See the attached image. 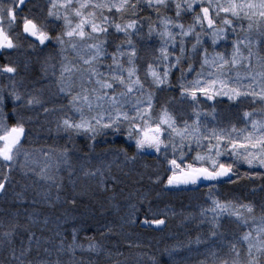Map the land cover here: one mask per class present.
<instances>
[{
    "label": "snow or ice",
    "instance_id": "6c2138e0",
    "mask_svg": "<svg viewBox=\"0 0 264 264\" xmlns=\"http://www.w3.org/2000/svg\"><path fill=\"white\" fill-rule=\"evenodd\" d=\"M36 7L32 0H0V56L6 61L0 63V75L7 74L9 83L7 89L0 86V166L7 168V172L0 171V193H7L10 172L17 166L26 169L25 175L32 172L52 183L47 191L37 193L39 199L22 201L26 205L23 219L19 210L0 219V250L8 253L2 264H62L59 253L65 248L73 255L77 248L85 250L78 237L90 230V221L105 229L104 238L122 226L113 221L101 223L109 211L105 202L97 198L91 185L80 187L73 178L78 175L73 157L90 161L98 137L125 135L135 153L130 155L128 148H121L114 157L123 155L125 161L148 150L162 154L170 173L166 177L169 189L221 177L231 180L237 161L264 168V119H251L254 110L244 111L246 126L238 128L235 123L224 124L214 106L210 111L200 107L202 98L215 102L217 97L237 105L248 99L264 105V56L253 52V47L264 50V0H47L43 14L33 12ZM146 10L155 14V20L151 15L141 16ZM253 29L258 33L255 41ZM153 35L159 37V47L154 42L146 58L138 41ZM21 37L32 51L55 52V56H45L44 71L46 76L51 74L53 95L66 103L45 99L44 86L30 88L23 78L16 79L19 66L9 56L22 47ZM173 69L180 72L179 96L160 104L157 94L165 86L171 87ZM191 73L195 76L189 80L186 74ZM29 112L33 115H27ZM41 113L46 124L51 123L50 115L58 113L55 130L66 143L58 157L42 151L46 159L37 171L31 165L39 162L30 161L24 144L31 132L28 125L38 121ZM208 117L216 126L209 127ZM78 137L85 140L88 152L73 151ZM225 156L234 159L225 162ZM62 164L68 168L70 190L62 177L56 182L52 174ZM79 173L95 180L102 192L114 190L117 177L111 174L110 165L91 168L81 164ZM153 182L163 183L158 174ZM209 196L210 206L200 211L208 235L204 241L198 236L197 243H206L214 257L226 248L219 264H264V216L257 222L255 205L250 202L222 200L211 192ZM140 199L146 200V196ZM41 203L47 208L34 207ZM112 207L119 211V205ZM129 207V220L120 219L134 223L131 217L139 209L135 204ZM148 212L152 218L146 214L145 225L165 224V219L156 218L151 205ZM53 224L54 229L49 227ZM243 226L249 230L238 231ZM46 230L60 238L58 244L44 235ZM69 235L71 242L66 244ZM85 239L88 251L102 250L95 236L85 235ZM53 252L57 253L55 260L49 259Z\"/></svg>",
    "mask_w": 264,
    "mask_h": 264
},
{
    "label": "trees",
    "instance_id": "16d2710c",
    "mask_svg": "<svg viewBox=\"0 0 264 264\" xmlns=\"http://www.w3.org/2000/svg\"><path fill=\"white\" fill-rule=\"evenodd\" d=\"M169 15L174 13L169 12ZM151 15L155 20V14L149 11H144L141 16ZM245 22V26H246ZM147 32V26L144 28ZM257 34L256 29H253L251 35ZM246 35V33H241ZM156 43L159 46V37L153 35L150 39L146 38L145 41H138L141 47V55L146 58L151 52V45ZM37 49L32 51V58L23 62L19 59L17 64L19 66L17 78L23 80L30 85L40 88L43 86V80L40 75L43 72L37 62L38 57L41 55ZM28 59V58H27ZM186 67V65H185ZM198 68L199 65H196ZM187 79L194 78L195 73L186 74ZM180 72L173 69V74L170 77L171 87L165 86V91L158 93L160 104L165 103L172 97L179 96L178 84ZM5 78L1 75L0 86H4ZM30 79H33L30 81ZM46 90V87H44ZM45 92V91H44ZM45 97V94H44ZM60 99V98H59ZM58 101H63L62 99ZM66 103V101H64ZM160 104L156 107L159 108ZM51 107V105H48ZM171 106V105H170ZM215 107L216 111L224 118V124L235 123L238 128H244L245 121L248 118L243 117L244 111H253L255 116L264 118V113L261 109L264 105L259 103H252L251 100H244L238 105L236 102L229 101L228 99L219 98L214 101L202 102L200 107L205 111H210L211 107ZM187 107V105H185ZM33 115V114H32ZM54 115V114H53ZM50 115V118L53 116ZM57 114H55L56 117ZM55 119H49L50 124L44 121V115L41 113L39 120L34 119L28 127L31 132L24 144V148L29 151L53 150L55 157L59 156V149L66 143V139H61L55 130ZM207 123L209 127L216 126V122L208 117ZM223 126V125H221ZM51 128L49 132L47 129ZM99 143L95 145L92 152L90 161L85 162L77 160L73 157L71 163L77 169L78 175L73 177L77 180L80 187L91 185L97 192V198L104 201L106 207L109 209L105 213L101 223L113 221L117 225L114 229V234L110 238H104L101 233L105 229L101 228L99 224L90 221V230L87 233L81 232L78 239L83 243L85 250L76 249L75 254L68 251L59 253L62 264H154V261H159V264H219V260L225 257L227 249L218 251L217 256L209 255L210 249L206 243H197L199 236L201 241H204L208 235V225L202 222L200 217L201 208H207L211 204L209 193L213 196L219 197L224 200H234L237 202H250L255 205V212L253 215L256 219L264 216V170L252 169L244 165L236 163L235 175L223 177L217 181H208L198 183L196 185L181 186L180 188H167L166 177L170 173L166 171L168 168L167 162L163 159L162 154H155L151 151H146L144 154L137 156L135 160L125 161L123 155L119 158L115 157V150L121 148H128L129 154L135 153L134 144L129 148V143H126V136L116 134L113 136L111 133L106 136L98 137ZM74 152L82 154L88 152L89 149L85 146L86 142L83 138H76L74 141ZM195 148V145H193ZM195 153H191L194 155ZM171 158V153H169ZM225 162H231L233 157L225 156L222 158ZM84 164L85 167H101L104 165L111 166V174L117 177L114 183V190L110 189L108 192H102L98 189L95 180H89L79 173L80 165ZM0 171L7 172V168L0 166ZM26 170L20 168H13L10 172L11 180L7 185L8 191L6 194L0 193V219H6L7 214H11L19 210L24 218L23 200L31 201L34 197L39 199L37 193L47 191L50 181L40 180L32 172L25 175ZM52 174L56 178V182L63 178V183L67 190H70L68 168L66 165H61L57 172L55 168L52 169ZM161 177L163 183H154L155 175ZM107 175V172H106ZM152 176L153 180L148 177ZM143 177V179H141ZM209 185H213L212 188ZM53 194H55V187L53 185ZM21 196H17V194ZM142 196H146V200H141ZM111 197V200L107 198ZM87 199V197L85 198ZM113 204L119 205V211L112 207ZM135 204L139 211L131 219L135 220L134 223H125L124 220H129L132 209L129 205ZM151 205L153 212L157 214L156 218L165 219L163 225H145L143 219L147 214L152 218L148 208ZM38 209H46V204H39L34 206ZM59 207V204H58ZM32 211V209H29ZM175 213V214H173ZM210 218V214H209ZM50 228L55 225H50ZM234 228V225L227 226ZM248 226H243L238 231H248ZM39 235V231H37ZM44 235L52 238L53 243L59 242V237H55L52 231H45ZM65 235H68L66 232ZM85 235L95 236V240L103 245L102 250L88 251V241ZM255 235V233H254ZM71 242L70 235L68 236L67 243ZM48 246V245H45ZM246 247V245H245ZM213 251L215 249H212ZM8 257L6 251L0 250V264ZM57 253L53 252L49 257L55 260ZM245 257L242 255L241 259Z\"/></svg>",
    "mask_w": 264,
    "mask_h": 264
},
{
    "label": "rangeland",
    "instance_id": "374dc122",
    "mask_svg": "<svg viewBox=\"0 0 264 264\" xmlns=\"http://www.w3.org/2000/svg\"><path fill=\"white\" fill-rule=\"evenodd\" d=\"M46 8H47V5H45V8H44V10L46 11ZM38 11H35V13H37V14H43L42 12H41V9L39 8V9H37ZM258 19V18H257ZM255 35H258V33L257 34H255ZM251 38L253 39V41H255L257 38H258V36H254L253 37V35H251ZM179 39V38H178ZM159 47V46H158ZM210 51H211V49H210ZM40 52V51H39ZM228 52L230 53L231 52V48L229 47L228 48ZM253 52L254 53H258L260 56H264V50H260V49H258V48H256V47H253ZM41 53V52H40ZM47 55H53V56H55V52H53L52 50H47V51H45L44 53H41V55L38 57V59H37V62H38V64H39V67L40 68H42V70H43V72H41L42 74L40 75V79L41 80H43L44 82L42 83L43 84V86L44 87H46V90H45V92H44V94H45V99H47V100H51V101H54L55 103H57V104H60V103H65L64 101H66V100H63L62 98H60V97H56V96H54L53 94L55 93V85H51V86H49V80H50V72H49V74L46 76L45 75V71H44V58H45V56H47ZM57 60H59V57H57L56 58ZM255 60H256V56L254 55L253 56V63H255ZM52 62H55V61H52ZM239 71H241V72H243L244 71V69L243 68H240L239 69ZM5 79V82H4V85H7L8 87H9V83H8V78H7V74L6 75H2ZM0 78H1V75H0ZM16 79L17 80H19V78H17V76H16ZM31 80H33V79H30V81ZM32 82V81H31ZM246 82V81H245ZM78 85H79V81H77V88H78ZM28 86L31 88L32 87V85H30V83L28 84ZM39 86H42V85H40L39 84ZM21 90H23L22 88H21ZM62 99L63 101L61 102V101H58V100H60V99ZM219 98H223V97H219ZM224 99H227V98H224ZM249 100V99H248ZM49 105H51V104H49ZM33 113H31V112H29V113H27V115H32ZM54 118H56L55 117V114L50 118V116H49V119H54ZM252 119H257V120H259V119H264V118H262V117H258V116H255V117H253ZM247 128H248V130H251V124L250 123H248L247 124ZM26 150V149H25ZM26 151H28L29 152V154H30V161H32V160H36V161H38L39 163L38 164H32L31 166L32 167H35L36 169H37V171H39V167L40 166H42V164H43V162H44V160L46 159L43 155H42V151H44V152H50L51 153V155L53 156V158H55V154H54V151L53 150H50V149H47V150H41V151H29V150H26ZM148 151H151V150H148ZM234 159V158H233ZM23 160H24V157H23V155H21V157H20V161L21 162H23ZM237 163H238V165H244V166H247L248 168H252V169H262V170H264V168H261V167H259L258 165L257 166H249L247 163H245V162H243V161H237ZM14 168H19L18 166L17 167H14ZM21 169V168H20ZM23 170H26V169H23ZM222 178V177H221ZM221 178H219V179H221ZM259 220L260 219H257V222H259Z\"/></svg>",
    "mask_w": 264,
    "mask_h": 264
},
{
    "label": "flooded vegetation",
    "instance_id": "af4514ba",
    "mask_svg": "<svg viewBox=\"0 0 264 264\" xmlns=\"http://www.w3.org/2000/svg\"><path fill=\"white\" fill-rule=\"evenodd\" d=\"M32 3L36 4L37 7L33 8V12L38 11L37 9H44L45 5H47V0H32ZM29 7H31V4L29 5ZM25 11H27V9H25ZM21 44L22 47H20L18 50L12 51L10 56H9V60L13 63L18 62V60L20 59L22 62L26 56V60L29 61L30 58H32V50H30L27 46V41L23 40V37H21ZM28 58V59H27ZM6 62L4 60V58L2 56H0V63Z\"/></svg>",
    "mask_w": 264,
    "mask_h": 264
},
{
    "label": "water",
    "instance_id": "95a60500",
    "mask_svg": "<svg viewBox=\"0 0 264 264\" xmlns=\"http://www.w3.org/2000/svg\"><path fill=\"white\" fill-rule=\"evenodd\" d=\"M223 178V177H222ZM202 182H208V181H201V182H199V183H202Z\"/></svg>",
    "mask_w": 264,
    "mask_h": 264
}]
</instances>
